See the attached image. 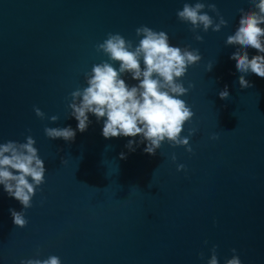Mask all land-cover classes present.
Instances as JSON below:
<instances>
[{"label":"water","instance_id":"1","mask_svg":"<svg viewBox=\"0 0 264 264\" xmlns=\"http://www.w3.org/2000/svg\"><path fill=\"white\" fill-rule=\"evenodd\" d=\"M185 2L195 0H0V142L31 135L45 167L23 228L8 212L19 203L0 191V264L49 255L61 264H204L213 244L219 264L230 249L241 264H264V78L248 74L251 87L240 88L229 59L234 45L224 43L249 0H202L227 23L217 32L197 29L200 41L176 18ZM140 25L201 55L181 78L192 84L181 97L193 113L182 131L195 129L192 151L165 142L151 156L143 143L129 152L127 137L102 138L91 115L71 142L47 138L46 126L75 129L66 118L69 94L107 59L95 45L107 33L135 45Z\"/></svg>","mask_w":264,"mask_h":264},{"label":"clouds","instance_id":"2","mask_svg":"<svg viewBox=\"0 0 264 264\" xmlns=\"http://www.w3.org/2000/svg\"><path fill=\"white\" fill-rule=\"evenodd\" d=\"M206 7L215 15V22L204 11ZM236 11L235 26L225 35L224 43L234 45L229 59L234 61V68L239 73V87L245 88L251 87L250 81L245 79L248 74L264 78V0H249L248 8L240 7ZM175 15L177 20L189 26L195 41L202 39L196 33L197 29L217 32L227 23L214 3L206 4L202 0L183 3ZM134 33L138 38L135 45L119 33H107L106 38L95 45L107 59L93 64L84 73L85 86L69 94L66 118L70 116L76 121L75 129L46 126L43 133L47 138L71 142L77 132L86 131L92 122L91 115L101 125L102 138L127 137L124 147L129 152L143 143L142 152L151 156L165 142L169 146L183 147L186 152L192 151L188 139L195 129L188 128L184 135L182 131L193 113L181 99L192 84L184 87L181 78L188 67L201 60V55L198 49L188 45L170 44L163 30L140 25ZM248 49H254L255 54L250 57ZM210 68L211 64H207L205 71ZM128 80L135 83L129 84ZM217 95L221 98L228 95L227 84L218 89ZM33 112L43 119L44 113L39 108L34 106ZM57 119L56 115L48 117L50 123ZM211 135L216 136V133ZM34 144L31 135L25 136L23 142H0V191L20 205L19 211L8 209L11 223L16 228L26 225L24 210L31 207L34 190L44 182V161ZM124 157L125 153L119 154L120 159ZM169 158L174 162L175 154ZM183 167V164H177L176 171ZM230 251L233 254L224 259L223 264H241L236 250ZM198 256L202 257V254L198 253ZM19 264H61V261L58 256L49 255L45 259H21ZM204 264H219L215 244L209 249Z\"/></svg>","mask_w":264,"mask_h":264}]
</instances>
